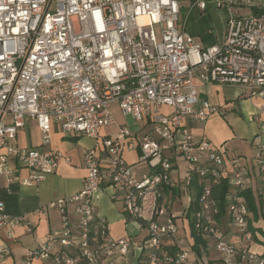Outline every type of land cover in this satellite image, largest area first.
Masks as SVG:
<instances>
[{
    "label": "built area",
    "instance_id": "obj_1",
    "mask_svg": "<svg viewBox=\"0 0 264 264\" xmlns=\"http://www.w3.org/2000/svg\"><path fill=\"white\" fill-rule=\"evenodd\" d=\"M179 1L0 0V175L13 180L12 162L28 171L23 183L32 185L70 162L57 150L17 147L13 141L26 118L36 122L43 145L53 124L64 136L95 141L83 154L86 174L79 192L58 197L28 217H11L0 203V264L10 251L3 237L14 239L18 227L31 233L32 219L48 209L59 213V227L26 251L24 264L48 259L53 264H114L135 250L142 264H187L186 252H162L163 241L177 235L164 194L179 183L186 190L199 189L191 227L222 264H264V222L260 215L253 221L244 196L250 191L264 208V0H194L202 11L208 6L235 9L222 42L210 47L180 32ZM241 8L251 13L241 16ZM195 77L206 84L238 86L245 98L261 101L253 114L258 128L248 157L188 130L187 123L223 115L198 99ZM113 105L123 117L150 124L139 142L144 172L135 173L120 155L129 136L125 127L114 138L100 135V129L115 125ZM101 149L105 169L100 168ZM180 164L184 177L179 179ZM103 183L119 195L128 216L145 227L144 243L108 235L95 202ZM223 184L224 214L217 198ZM54 243L61 250L52 253Z\"/></svg>",
    "mask_w": 264,
    "mask_h": 264
},
{
    "label": "crops",
    "instance_id": "obj_2",
    "mask_svg": "<svg viewBox=\"0 0 264 264\" xmlns=\"http://www.w3.org/2000/svg\"><path fill=\"white\" fill-rule=\"evenodd\" d=\"M178 28L180 32L193 37L202 47L218 45L223 40L225 24L234 14L235 9L229 7L208 6L205 10H200L194 0L179 1ZM239 10V9H238ZM239 14V11H238ZM197 88L199 100H205L210 105L220 108L223 115H211L204 123H187L188 130L196 137L205 139L215 146L233 141L234 135L244 138L245 148L237 153L244 157L251 154L249 145L250 139L256 133L258 122L254 120L253 114L255 107L261 103L257 98L247 99L241 95L240 88L235 85H221L217 83H202L197 77L193 79ZM115 121V131L108 133L105 127L99 130L100 135L105 137H116L120 130L125 127L129 136L124 138L120 149L121 157L133 166L135 173L146 171V167L139 162L140 140L149 130L148 120L134 122L135 129L132 131L126 126L117 114H120L118 107H111ZM170 110L166 108V112ZM122 116V115H121ZM123 117V116H122ZM124 118V117H123ZM118 119V122H117ZM244 119L246 123L242 129L237 125L239 120ZM252 121V122H250ZM8 122V120L6 121ZM43 135L36 125V122L26 118L24 126L17 131L13 143L19 148H39L40 150H57L67 156L70 160L68 164L61 163L59 167L41 182L32 185H24L28 171L18 167L12 162L8 164L11 171L12 181L0 175V203L4 205L5 212L11 217L30 215L32 211L39 207H46L58 197L71 196L82 189L85 170L83 168V154L93 147L95 141L87 136L70 135L64 136L58 126L51 125L50 139L47 145L42 144ZM132 146L129 147V143ZM241 143H238V146ZM244 145V144H243ZM228 148V146H227ZM3 151H0V154ZM249 154V155H248ZM100 168L107 167L106 155L99 154ZM184 177V165L180 164L178 178ZM167 213L176 220L180 218L179 229L181 233L176 235L172 241H163V253L186 252L189 264H222L221 256L212 254V247H205L204 250L199 246V251L193 250L194 235L191 229V214L193 211V201L196 197V188L186 190L182 184H178L170 193H165ZM96 211L99 216L106 220L108 225V235L113 239L129 238L137 243H144L146 240V229L141 224L133 221L125 212L123 204L118 194L103 183L102 189L95 196ZM72 222H76V217L70 213ZM34 229L31 233H26L23 227L15 229V238L12 240L3 237L9 246V254L4 264H24L23 257L27 250L42 245L49 232L56 231L59 227L60 217L56 210L48 209L44 215L32 219ZM61 247L54 243L51 252L60 251ZM64 253L76 255L70 249H64ZM215 252V251H214ZM143 257L139 251H130L122 257H117L114 264H142ZM187 263V262H186ZM41 264H53L48 259Z\"/></svg>",
    "mask_w": 264,
    "mask_h": 264
},
{
    "label": "trees",
    "instance_id": "obj_3",
    "mask_svg": "<svg viewBox=\"0 0 264 264\" xmlns=\"http://www.w3.org/2000/svg\"><path fill=\"white\" fill-rule=\"evenodd\" d=\"M195 184V182H194ZM227 191V187L225 184L222 185V188L218 191V199L220 201V211L222 214H224V207H225V204H224V194L226 193ZM199 193V189H196V195ZM244 196L246 198V201H247V206H248V209H249V213L250 215H252V219L253 221H256L258 219V216L260 215L261 219L263 220L264 222V208H263V205L259 202L258 205H256V199L253 197L252 193L250 191L248 192H245L244 193ZM196 206L195 202L193 203V206L192 208H194ZM192 229V227H191ZM192 234L194 235V245H193V250L195 252H198L199 251V246L202 245L205 247V243L195 235V233L193 232L192 230ZM262 236L264 238V233H262ZM222 263V262H221ZM211 264V263H210Z\"/></svg>",
    "mask_w": 264,
    "mask_h": 264
},
{
    "label": "rangeland",
    "instance_id": "obj_4",
    "mask_svg": "<svg viewBox=\"0 0 264 264\" xmlns=\"http://www.w3.org/2000/svg\"><path fill=\"white\" fill-rule=\"evenodd\" d=\"M238 11H239V14H240L241 16H243V15H248V14L251 13V10H250V9H247V8H241V9H239ZM161 111H162V112H166V108H162ZM117 115H118V117L116 116V118H121V119L123 120V122L126 123V126H127L131 131H132L133 129H135L134 121L132 120L131 117L127 116V117H124V118H123L121 115H119V114H117ZM114 120H115V119H114ZM115 121H116V120H115ZM117 122H118V119H117ZM250 122H252V121H250ZM246 123H248V122L245 121L244 119L239 120L237 124L234 125V123H233V128H235L236 125H237L238 128L242 129V127H243ZM106 131H107L108 133H113V132L115 131V126L110 127V128H107ZM231 142H232V143H230V142L227 143L228 148H232V149L234 148V149H236L238 152H241V150H243V149L245 148V141H244V138H240L239 136L234 135V139H233V141H231ZM238 143H241V144H239V146H238ZM243 144H244V145H243ZM248 155H249V154H248ZM178 219H179V220H176V221H177V224H176V226H177V235H178L179 233H181V229H179V227H180L179 224H180L181 222H180V218H178ZM211 252H212L213 255L217 256L216 252H214L213 249H212ZM135 264H136V263H135ZM187 264H189V261H187Z\"/></svg>",
    "mask_w": 264,
    "mask_h": 264
}]
</instances>
